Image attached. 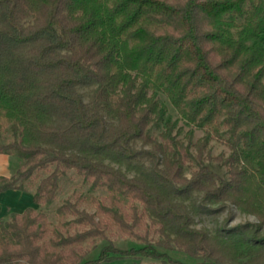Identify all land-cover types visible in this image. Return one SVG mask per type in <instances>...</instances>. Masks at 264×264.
I'll list each match as a JSON object with an SVG mask.
<instances>
[{
	"label": "trees",
	"instance_id": "trees-1",
	"mask_svg": "<svg viewBox=\"0 0 264 264\" xmlns=\"http://www.w3.org/2000/svg\"><path fill=\"white\" fill-rule=\"evenodd\" d=\"M0 153L20 161L0 191L35 204L0 219V264H264V219H195L264 213V0H0ZM69 171L105 191L54 208L73 232L46 214ZM111 225L144 244L90 258Z\"/></svg>",
	"mask_w": 264,
	"mask_h": 264
},
{
	"label": "rangeland",
	"instance_id": "rangeland-1",
	"mask_svg": "<svg viewBox=\"0 0 264 264\" xmlns=\"http://www.w3.org/2000/svg\"><path fill=\"white\" fill-rule=\"evenodd\" d=\"M172 115L175 117V113L172 111ZM201 135L200 131L195 132V137H199ZM209 148L213 155H217L219 153L227 154L228 150L223 147L221 144L211 141L209 144ZM12 172L19 166L20 161L12 157ZM7 177V176H6ZM9 177V176H8ZM61 190L57 196L56 201L46 209V214L48 216V221L52 224L49 225V228L59 227L61 230H69L73 232L74 230H82V225L74 223L71 220L74 216L73 215H66L65 217L58 218L54 213V208L59 205L63 199L66 197H70L72 200H75V197L78 194L83 195V200L78 201L77 206L79 209H85L89 213H95V206L91 202L92 196H104L105 191L97 190L95 192H89L86 185L81 183L80 178L73 172L69 171L64 177L61 178L60 181ZM264 200V199H262ZM260 201V206L264 208V201ZM259 214V215H258ZM262 214V215H261ZM254 218V219H253ZM196 219V226H204L209 230L213 231L217 226L224 223L228 227H236L240 225H246L251 227V224L260 223L259 221L264 219V213H252L250 210H246L244 207H238L230 203H226L222 209L218 210L217 212H213L210 214H202L201 216L195 217ZM69 221V222H68ZM62 222H65V225H62ZM149 220L147 216L143 218L142 224L139 225L138 231L141 234H144L146 231L145 224L148 223ZM261 231L264 232V227H261ZM107 239H97L95 244L90 242L86 243L85 246L90 248V258L96 257L99 249L105 245L108 241H111L116 246L126 249L131 246H141L144 244V240L129 236L128 234L120 231L114 225H111L109 229L106 231ZM148 240L152 241L153 238H156L157 235L152 232V229H149V233L147 235ZM163 250V249H161ZM169 255L179 259L186 263H194L196 262L195 259L189 257L188 255L178 252V251H168ZM148 258H133L127 257L122 259H116L110 262H105L101 264H137V263H146L148 262Z\"/></svg>",
	"mask_w": 264,
	"mask_h": 264
},
{
	"label": "crops",
	"instance_id": "crops-1",
	"mask_svg": "<svg viewBox=\"0 0 264 264\" xmlns=\"http://www.w3.org/2000/svg\"><path fill=\"white\" fill-rule=\"evenodd\" d=\"M12 157L0 153V175L12 174ZM28 207H35L32 193L19 189L0 191V219H5L10 213H22Z\"/></svg>",
	"mask_w": 264,
	"mask_h": 264
},
{
	"label": "clouds",
	"instance_id": "clouds-1",
	"mask_svg": "<svg viewBox=\"0 0 264 264\" xmlns=\"http://www.w3.org/2000/svg\"><path fill=\"white\" fill-rule=\"evenodd\" d=\"M254 219V218H253Z\"/></svg>",
	"mask_w": 264,
	"mask_h": 264
}]
</instances>
